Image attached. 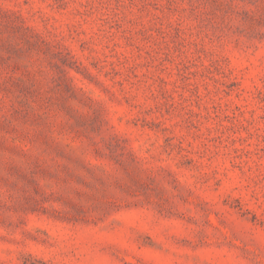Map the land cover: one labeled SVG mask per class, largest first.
Listing matches in <instances>:
<instances>
[{
  "label": "rangeland",
  "instance_id": "rangeland-1",
  "mask_svg": "<svg viewBox=\"0 0 264 264\" xmlns=\"http://www.w3.org/2000/svg\"><path fill=\"white\" fill-rule=\"evenodd\" d=\"M0 264H264V0H0Z\"/></svg>",
  "mask_w": 264,
  "mask_h": 264
}]
</instances>
